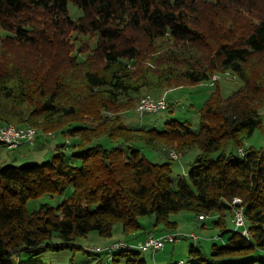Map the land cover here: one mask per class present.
Instances as JSON below:
<instances>
[{
  "label": "trees",
  "instance_id": "obj_1",
  "mask_svg": "<svg viewBox=\"0 0 264 264\" xmlns=\"http://www.w3.org/2000/svg\"><path fill=\"white\" fill-rule=\"evenodd\" d=\"M68 1L81 9L76 19L68 14ZM38 15L47 30H71L93 41L83 49L78 41L69 57L67 44L48 54L47 63L36 55L38 68L0 62V124L77 138L72 151L64 142L40 163L0 164V258L73 248L75 238L90 231L111 236L116 223L135 239L146 232L139 221L144 215L154 216L159 232H175L170 215L188 210L212 216L219 235H226L220 245L211 244L217 258L200 264H264V146L245 145L264 128V0H0V30L43 52ZM58 45L64 47L62 39ZM67 50L64 61L78 77L57 67ZM227 72L241 85L224 97L214 79L198 108L197 129L178 119L161 128L122 121L119 112L135 110L145 91L208 83ZM101 136L117 144L106 147ZM137 142L165 154L162 146L182 153L197 146L199 152L187 176L173 185L170 162L148 159ZM44 195L60 201L26 210L28 199ZM235 198L248 237L229 228ZM53 236L61 243H51ZM129 245L117 253L105 249L107 263L115 264L116 256L144 263L133 257L136 245Z\"/></svg>",
  "mask_w": 264,
  "mask_h": 264
},
{
  "label": "rangeland",
  "instance_id": "obj_2",
  "mask_svg": "<svg viewBox=\"0 0 264 264\" xmlns=\"http://www.w3.org/2000/svg\"><path fill=\"white\" fill-rule=\"evenodd\" d=\"M68 14L73 19H76L81 14V9L78 8L71 1L67 2ZM43 15H38L35 17L34 22L35 26L39 29L37 36H40V40H45L46 44L41 45L43 52H38L34 44L24 38H19L18 41H14L10 38L8 32H3L0 30V62H16V64H33L32 66L38 68L39 58L43 59L46 63L48 62L47 55H53L56 51L63 52L66 50L68 44L69 55L72 52H76L77 44L80 41L82 49L87 47V43H91L93 40L89 37L76 34L75 31L65 32V30H58L59 32H53V30H47L46 24H44ZM243 17V18H240ZM244 19V16L240 14L238 20L241 21ZM230 21H227L225 24L229 25ZM42 30V33L40 31ZM62 33V34H61ZM8 34V35H7ZM64 34V35H63ZM64 37V38H63ZM63 41L64 47L58 45L60 41ZM52 41V43L50 41ZM49 43L52 45L49 46ZM58 45V47H56ZM42 51V50H41ZM68 50L64 52V56L60 55L57 59L58 68H67L70 71L69 75L72 76L74 73L75 77H78V70L69 67L68 59L64 61V58L67 57ZM39 57H37V56ZM75 71V72H74ZM218 76V77H217ZM218 84L221 87V94L226 97L234 89L238 88L241 85L239 78L233 76L231 73L227 72L225 74L212 76L211 82H202L195 85L180 86L174 90L168 92L166 100L168 103H172L177 97L181 98V101L174 102L171 106L172 108H162L159 112L155 114H145L140 120V113L133 109L137 101L133 104L131 109L133 110H122L119 112L122 116V121L128 126H139L144 124V119H150L154 122L156 128H161L164 125L165 121L171 119H178L180 121L187 120L191 124L193 129L199 127V113L198 108L200 104L208 96L209 92L213 88V79H216ZM153 91V90H152ZM152 91H145V94H153ZM145 96V95H143ZM142 96V97H143ZM141 97V98H142ZM140 98V99H141ZM139 99V100H140ZM128 102H130L128 100ZM139 102V101H138ZM138 105V103H137ZM136 105V107H137ZM139 114V116L137 115ZM263 113V111H262ZM107 114H111L108 112ZM264 117V114H263ZM1 125V124H0ZM11 125V124H7ZM35 131H37L34 128ZM61 137L64 140V137L54 131L48 133L37 132L36 140L32 144H23L18 148L9 149L6 146H2L0 153L6 151L9 154L8 162H2V164H22L29 162L40 163L46 159H49L51 155L56 151L53 149L49 151L46 145L38 148V142L40 144H52L55 142V138ZM38 139H40L38 141ZM73 140V137H70ZM77 140V138H75ZM69 138H67L66 146L71 143ZM96 142V141H95ZM98 142L103 144L106 147H111L116 145V141L109 138L108 136L99 137ZM245 145H253L255 147L264 146V128L256 129L253 135L250 138L245 139ZM243 145L244 147H246ZM137 147H139L142 153L150 160L155 162H170V167L172 169V184L175 185L178 178L181 176H187V172L191 167V163L195 159L196 155L199 152L197 146H192L187 149L185 152L177 150L175 147H164L167 154H165L161 148H153L147 145H144L141 142H137ZM161 147V146H160ZM43 148V149H42ZM41 149V151L38 150ZM229 149H232L229 146ZM239 149H242L241 147ZM177 151L180 155L176 158H172L170 155L171 151ZM43 151V152H42ZM47 151V152H46ZM41 152V153H40ZM66 152L69 153V149H66ZM11 155L14 156L11 157ZM72 187L68 185L65 189V194L71 192ZM60 201L58 196L44 195L36 199H28L26 201L25 207L28 212L38 208L41 203L57 204ZM153 215H144L139 217V221L145 226L146 230H150L151 233H159V230L153 226ZM170 218L177 221V231L181 233L179 238L174 242H166L161 249L158 250H134L138 254L133 255L137 259H143L144 263L141 262H127L126 257L116 256V259L113 261L115 264H200L203 261L210 262L213 259L217 258L216 255H211L212 243L220 245L222 243V238L225 239L226 235H219V228L214 226L212 223V216H208L204 219H199L196 214L188 210H181L170 215ZM180 228V229H178ZM229 228H231V223H229ZM183 234V235H182ZM129 239L132 242H136L138 238H128L121 231L120 223H116L112 230L111 236H101L96 231H90L84 235L77 236L73 241L74 247H64L62 249H46L38 250L33 249L31 251L21 250L16 253H12L9 256L1 257L0 261L7 264H108L109 261L108 255L105 253V249L113 241ZM53 244H60L61 239L57 236H53L50 240ZM192 249H197V251L191 252ZM118 259V260H117ZM112 264V261L109 262Z\"/></svg>",
  "mask_w": 264,
  "mask_h": 264
},
{
  "label": "built area",
  "instance_id": "obj_3",
  "mask_svg": "<svg viewBox=\"0 0 264 264\" xmlns=\"http://www.w3.org/2000/svg\"><path fill=\"white\" fill-rule=\"evenodd\" d=\"M168 102L164 96L155 98L151 94L146 95V100L141 102V110L140 116H143L147 113L155 114L159 112L160 109L165 108ZM37 135L31 134L30 127H21V130H18V133H9L4 130V128L0 127V148L2 146H6L9 149L18 148L23 144H32ZM240 153V152H239ZM179 154L173 153V158L178 157ZM232 210H236V219H230V223L233 226L235 231H238L239 234H244L243 223L241 222V207H233ZM178 233L164 232L158 235H155L151 232L146 233V235L136 240V242L132 241H121L109 245L107 247V251H115L119 250V245L124 244H133L136 245V249L138 250H158L163 247L166 242H174L179 236ZM183 235V234H182ZM262 253L264 254V247L262 248Z\"/></svg>",
  "mask_w": 264,
  "mask_h": 264
},
{
  "label": "crops",
  "instance_id": "obj_4",
  "mask_svg": "<svg viewBox=\"0 0 264 264\" xmlns=\"http://www.w3.org/2000/svg\"><path fill=\"white\" fill-rule=\"evenodd\" d=\"M175 88H172V89H169V90H160V89H156V90H153L152 91V93L153 94H151L153 97H155V98H159V97H162V96H164L165 97V99H166V96H167V94H168V92H170V91H172V90H174ZM178 101H181V98L180 97H177L176 99H174L173 101H172V103H169V105L168 106H172L173 105V103L174 102H178ZM170 106V108H172ZM167 107V106H166ZM142 118L143 117H140V120H142ZM144 124L145 125H148V124H154V122H152L150 119H144ZM62 135V134H61ZM57 135H55V137H56ZM63 137H64V140H62V138L61 137H58L57 136V138H55V142H52V144H49V145H47L48 144V141H47V143L46 144H40L39 142H38V148H40L41 146H44V145H46L47 147H48V149H49V151H52L53 149H55V147H56V145H60V144H62V143H64V142H67V138L68 137H65L64 135H62ZM40 139H38V141H39ZM71 139L69 138V141H70ZM75 141H76V139H73V140H71V143L69 144V145H67V147L65 146V148H68L69 149V151H72L74 148H73V143L75 144ZM23 146V145H22ZM2 148V147H1ZM0 148V152H1V149ZM43 149V148H42ZM38 150V149H37ZM38 151H41V149L40 150H38ZM43 152V151H42ZM47 152V151H46ZM41 153V152H40ZM11 157H13L12 159H14V156L13 155H11ZM10 158H9V154L6 152V151H4V153H0V164H2V162L4 161L5 163L6 162H8V160H9ZM178 229H180V228H178ZM148 232H150V230H146V232H144L141 236H139V237H141V238H143L145 235H146V233H148ZM163 232V231H162ZM162 232H159V233H155V235H158V234H160V233H162ZM138 238V237H137ZM141 238H139V239H141Z\"/></svg>",
  "mask_w": 264,
  "mask_h": 264
},
{
  "label": "bare ground",
  "instance_id": "obj_5",
  "mask_svg": "<svg viewBox=\"0 0 264 264\" xmlns=\"http://www.w3.org/2000/svg\"><path fill=\"white\" fill-rule=\"evenodd\" d=\"M214 80V79H213ZM146 100V95L145 96H143L140 100H139V102H138V105H137V107H136V109L139 111V113H140V110H141V102H143V101H145ZM0 127H2V128H4V130L5 131H7V132H9V133H18V130H21V127H17V126H15V125H7V124H1L0 125ZM31 128V134H35V135H37V131H35L34 130V128L33 127H30ZM35 140H36V138H35ZM241 150V149H240ZM241 152V151H240ZM173 153L174 154H179V153H177V151L175 152L174 150L173 151H171L170 152V155H171V157L173 158ZM180 155V154H179ZM238 202V199L237 198H235L234 199V203H237ZM199 218H206V217H204L203 215H199L198 216ZM231 219H236V210H233L232 211V216H231ZM241 222L243 223V229H244V234H241V235H243V236H245V237H248L249 236V231H248V229H247V219H246V216H245V214L243 213V211H242V209H241ZM171 233H178V231H175V232H171ZM122 241V240H121ZM126 245H127V247H130V245L129 244H124V245H119V250H121L122 248H124V247H126ZM131 248V247H130ZM126 249V248H125ZM119 250H117V251H119ZM112 252V251H111ZM115 252V251H114Z\"/></svg>",
  "mask_w": 264,
  "mask_h": 264
},
{
  "label": "water",
  "instance_id": "obj_6",
  "mask_svg": "<svg viewBox=\"0 0 264 264\" xmlns=\"http://www.w3.org/2000/svg\"><path fill=\"white\" fill-rule=\"evenodd\" d=\"M236 206H241V202L238 201V202L236 203Z\"/></svg>",
  "mask_w": 264,
  "mask_h": 264
}]
</instances>
